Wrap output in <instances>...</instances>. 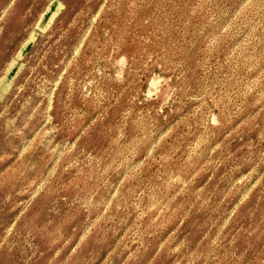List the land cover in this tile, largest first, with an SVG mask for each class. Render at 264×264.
<instances>
[{"label": "rangeland", "instance_id": "1", "mask_svg": "<svg viewBox=\"0 0 264 264\" xmlns=\"http://www.w3.org/2000/svg\"><path fill=\"white\" fill-rule=\"evenodd\" d=\"M0 264H264V0H0Z\"/></svg>", "mask_w": 264, "mask_h": 264}]
</instances>
